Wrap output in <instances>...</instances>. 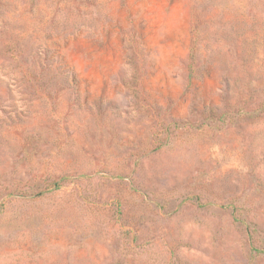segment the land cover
Here are the masks:
<instances>
[{
  "label": "rangeland",
  "instance_id": "obj_1",
  "mask_svg": "<svg viewBox=\"0 0 264 264\" xmlns=\"http://www.w3.org/2000/svg\"><path fill=\"white\" fill-rule=\"evenodd\" d=\"M0 264H264V0H0Z\"/></svg>",
  "mask_w": 264,
  "mask_h": 264
},
{
  "label": "trees",
  "instance_id": "obj_2",
  "mask_svg": "<svg viewBox=\"0 0 264 264\" xmlns=\"http://www.w3.org/2000/svg\"><path fill=\"white\" fill-rule=\"evenodd\" d=\"M56 186H58L57 184H55Z\"/></svg>",
  "mask_w": 264,
  "mask_h": 264
}]
</instances>
